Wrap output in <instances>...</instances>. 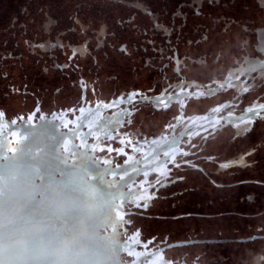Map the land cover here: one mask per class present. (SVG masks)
<instances>
[{
  "label": "flooded vegetation",
  "instance_id": "af4514ba",
  "mask_svg": "<svg viewBox=\"0 0 264 264\" xmlns=\"http://www.w3.org/2000/svg\"><path fill=\"white\" fill-rule=\"evenodd\" d=\"M262 32L264 0H0L5 173L103 202L119 264H264Z\"/></svg>",
  "mask_w": 264,
  "mask_h": 264
},
{
  "label": "clouds",
  "instance_id": "9594fccd",
  "mask_svg": "<svg viewBox=\"0 0 264 264\" xmlns=\"http://www.w3.org/2000/svg\"><path fill=\"white\" fill-rule=\"evenodd\" d=\"M0 191L9 200L27 197L31 170L18 167L0 175ZM112 222L109 207L100 202L72 226L42 239L37 226L15 229V211L0 204V264H119L122 244Z\"/></svg>",
  "mask_w": 264,
  "mask_h": 264
},
{
  "label": "water",
  "instance_id": "95a60500",
  "mask_svg": "<svg viewBox=\"0 0 264 264\" xmlns=\"http://www.w3.org/2000/svg\"><path fill=\"white\" fill-rule=\"evenodd\" d=\"M4 163L0 161V175L4 174ZM31 180H34L31 178ZM0 204L15 211V229L37 226L40 229V238L53 237L68 227L72 221L66 209H61L59 202L52 199L50 194H43L38 198L29 193L27 197L9 200L8 195L0 191Z\"/></svg>",
  "mask_w": 264,
  "mask_h": 264
},
{
  "label": "snow or ice",
  "instance_id": "6c2138e0",
  "mask_svg": "<svg viewBox=\"0 0 264 264\" xmlns=\"http://www.w3.org/2000/svg\"><path fill=\"white\" fill-rule=\"evenodd\" d=\"M261 44L264 45V32L261 33ZM255 64H256V62L253 61L252 65H250V67L254 68ZM135 95H137V94H131L129 96V99H132V97L135 96ZM160 102L163 103V101H160ZM110 106L111 105H104L105 108H108ZM81 111H83V110H81ZM249 111H253V110L249 109ZM254 114H257V113H254ZM123 115H124L123 112L118 114V116H123ZM240 119L243 120V117H241ZM120 123H122V121L120 119H118V118H115L113 121L110 122L111 127L108 124L102 125L101 128L99 129V134H103L106 131L110 132L115 125H119ZM164 155L167 156V155H169V153L165 152ZM225 166H227V165H225ZM156 171H158L161 176H166L167 175V169L166 168L162 167V168L156 169ZM120 178L123 180V179H125V176H121ZM130 193H131V187L129 185H125L124 186V191L121 194L122 195L129 194L130 202L136 203L137 207H140V204L138 202L139 200L147 201L148 199H150V197H147V196L135 197L134 195H130ZM143 206L145 208H147L148 207L147 202H145ZM118 219L121 220V221H124L125 218H124L123 215H119ZM129 220H130V218H129Z\"/></svg>",
  "mask_w": 264,
  "mask_h": 264
}]
</instances>
